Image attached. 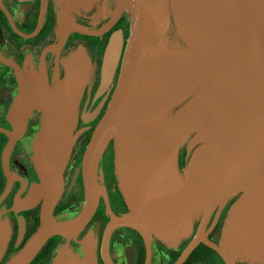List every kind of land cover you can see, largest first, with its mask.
<instances>
[{
	"label": "water",
	"instance_id": "95a60500",
	"mask_svg": "<svg viewBox=\"0 0 264 264\" xmlns=\"http://www.w3.org/2000/svg\"><path fill=\"white\" fill-rule=\"evenodd\" d=\"M85 1L55 0L64 33L82 31L70 13L78 6L87 8ZM112 4L110 22L127 11L129 33L115 89L84 153L83 208L66 221L57 222L51 215L62 191L80 79V71L72 69L71 79L56 87L61 99L57 127L43 80L40 180L27 198L16 200L22 207L42 200L40 226L4 264H27L47 237L78 232L102 191L97 165L108 144L113 146L115 175L128 211L111 216L105 232L128 226L146 237L179 239L194 221L204 224L214 209L235 198L221 244L213 247L227 264L235 258L264 264V0H112ZM121 48V32L115 31L104 50L101 87L110 81ZM27 96L32 103V95ZM168 98H174L164 112L168 124L159 128V105ZM183 150L184 165L176 184L173 162Z\"/></svg>",
	"mask_w": 264,
	"mask_h": 264
},
{
	"label": "flooded vegetation",
	"instance_id": "af4514ba",
	"mask_svg": "<svg viewBox=\"0 0 264 264\" xmlns=\"http://www.w3.org/2000/svg\"><path fill=\"white\" fill-rule=\"evenodd\" d=\"M85 2L87 8L78 6L70 13L72 23L82 31L64 33L55 0H0V217L6 218L9 237L0 264L19 252L40 226L42 200L29 207L19 206L16 200L27 198L40 180L38 164L43 158V144L38 136L44 120L43 80L50 90L57 127L61 99L56 91L53 94L52 87H62V82L71 79L72 65L86 60L88 69L79 74L73 101L62 191L51 215L57 222L66 221L83 208L84 153L115 89L130 21L127 11H123L110 22L112 0ZM115 31L121 32L122 48L110 81L101 87L103 54ZM97 184L102 191L78 232L47 237L27 264H67L74 260L77 264H227L213 245L221 244L224 221L235 198L214 209L204 224L194 221L181 238L165 240L153 234L146 237L128 226H115L105 232L111 216L128 211L118 187L111 144L99 159ZM230 262L255 264L239 258Z\"/></svg>",
	"mask_w": 264,
	"mask_h": 264
},
{
	"label": "rangeland",
	"instance_id": "374dc122",
	"mask_svg": "<svg viewBox=\"0 0 264 264\" xmlns=\"http://www.w3.org/2000/svg\"><path fill=\"white\" fill-rule=\"evenodd\" d=\"M71 68L79 70L80 74L81 73L84 74V72H86L88 69V64H87L86 60H82L79 63L78 62L74 63ZM66 69H68V71H69L70 65L68 67L66 66ZM158 80H159V74L153 81L154 86H156ZM61 81H64V79H61ZM54 84H56V82H54ZM56 87H54V86L52 87L53 88V94L55 95V91H56L57 95L59 96V92H58ZM173 100H174V98H173ZM173 100L171 98H168V99H165L164 101H162L160 103V105H159V121L157 123V126L159 125V128H162L168 124V120L164 116V112L168 108V105ZM183 165H184V150L181 152L179 158H178V156L175 157L174 162H173L172 180L176 184L179 183V181L181 179V168ZM6 224H7L6 218L0 217V261L4 256L5 248L7 246V242L9 239L8 228L6 227ZM77 262H78L77 260H74V261H72V264L73 263L77 264Z\"/></svg>",
	"mask_w": 264,
	"mask_h": 264
}]
</instances>
